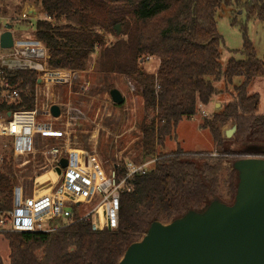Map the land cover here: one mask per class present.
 I'll return each instance as SVG.
<instances>
[{
    "label": "trees",
    "instance_id": "obj_1",
    "mask_svg": "<svg viewBox=\"0 0 264 264\" xmlns=\"http://www.w3.org/2000/svg\"><path fill=\"white\" fill-rule=\"evenodd\" d=\"M41 15L35 22V37L49 51L51 69L84 71L98 51L97 69L130 77L144 99L146 115L140 124L145 159H156L147 172L135 176L134 187L121 195L119 227L97 230L81 219L60 220L53 232H6L10 247L9 264H119L127 248L141 238L154 221L169 223L189 211H201L213 200L228 204L235 200L238 174L225 178L222 158L203 163L187 159L179 149L160 152L167 137L176 133L183 118L199 113L222 91L219 79L233 82V99L201 126L222 144L221 129L229 122L237 127L236 140L264 146V113L259 112L260 95L249 93L255 78H264V59L257 56L248 27L237 18L264 23V0H34ZM234 8L232 26L243 32L242 58L221 64L223 38L218 31V12ZM12 24V23H11ZM122 25L121 35L114 27ZM13 26V24H12ZM111 35L113 39L108 40ZM157 57L156 74L141 67V60ZM8 83L9 87L1 85ZM38 74L28 69H5L0 76V114L34 110ZM17 90L10 100L2 91ZM11 145V144H10ZM229 152V151H228ZM223 154H230V152ZM122 169V168H121ZM17 170L12 152L0 165V207H12ZM39 252V253H38ZM0 264H5L0 261Z\"/></svg>",
    "mask_w": 264,
    "mask_h": 264
},
{
    "label": "rangeland",
    "instance_id": "obj_2",
    "mask_svg": "<svg viewBox=\"0 0 264 264\" xmlns=\"http://www.w3.org/2000/svg\"><path fill=\"white\" fill-rule=\"evenodd\" d=\"M34 0H0V35L6 30V24H13L12 31L15 38H23L35 35V22L43 17ZM234 8H223L218 12L217 26L223 38L221 45V64L225 69L232 57L242 58L239 51L244 45V36L239 26H232L231 19L235 17ZM240 23L248 27V36L253 42L257 56L264 59V23L257 19L247 20L245 13L238 16ZM11 24V25H12ZM113 39L111 35L108 40ZM5 50L0 48V54ZM98 51L92 54L87 69L84 71H70L64 73L63 79L57 81L42 80L36 85V105L39 123L51 122L54 125L55 134L39 139L38 150L43 151L46 144L73 149H84L97 154L104 165L110 167L115 163H124L127 160L140 162L146 161L142 150V133L140 124L146 115L144 99L139 94L137 84L128 76L116 73H104L97 69ZM160 60L157 57L141 60V67L148 73L156 74ZM41 79L38 76V80ZM243 81L237 77L233 82L219 79L215 85L222 93L215 96L213 103L199 107L200 111L192 118H183L173 136L167 137L164 148L159 153H170L181 149L187 159L197 163H203L207 158L210 161L223 160L224 176L233 170L235 161L243 158H264V146L259 152L248 151L249 145L255 142L236 140V133L227 137L225 131L233 126L229 122L221 129L224 139L222 144H217L210 130L204 129L201 123L206 116H212L222 108V105L233 99L235 87ZM118 89L124 96V102L118 105L113 102L110 92ZM47 93V94H46ZM249 93L260 95L259 112L264 113V78H255L249 88ZM2 91V95H6ZM141 101V102H140ZM57 104L61 108V116L54 118L50 114L52 105ZM212 104L213 109H212ZM4 114H0V121ZM10 140L0 137V152L10 154L11 150L6 145ZM230 154H223L224 152ZM228 152V153H229ZM29 157L21 156L17 165L22 164ZM43 156L38 152L35 158L30 156L32 163L20 165L18 169L17 183H29L31 176L40 172L43 164ZM151 160V159H148ZM154 166V165H152ZM230 204L234 196H222ZM145 235V234H144ZM138 238L137 241L141 240ZM39 253V252H38ZM0 261L10 263V247L4 234H0Z\"/></svg>",
    "mask_w": 264,
    "mask_h": 264
},
{
    "label": "built area",
    "instance_id": "obj_3",
    "mask_svg": "<svg viewBox=\"0 0 264 264\" xmlns=\"http://www.w3.org/2000/svg\"><path fill=\"white\" fill-rule=\"evenodd\" d=\"M1 48V47H0ZM2 49V48H1ZM0 54V76L5 69L36 71L41 81L63 79L67 70L51 69L45 44L35 36L15 38L11 49ZM150 58V57H148ZM1 85L9 87L8 83ZM3 95L10 100L19 96L17 90ZM4 114L0 121V137L10 140L14 166L32 163L40 152L43 164L40 172L31 176L29 183H17L13 189L12 207H0V234L6 232H53L60 227V220H75L76 207L81 219L90 220L97 230L113 231L119 227L121 195L134 187L135 176L149 171L156 159L135 162L127 160L110 167L103 164L97 154L84 149H73L46 144L38 150L39 139L56 133L51 122L39 123L37 110H17ZM7 154L0 152V165ZM21 156L29 157L17 165ZM66 158L67 166L61 164ZM122 168V169H121ZM52 175L40 181L39 176Z\"/></svg>",
    "mask_w": 264,
    "mask_h": 264
},
{
    "label": "water",
    "instance_id": "obj_4",
    "mask_svg": "<svg viewBox=\"0 0 264 264\" xmlns=\"http://www.w3.org/2000/svg\"><path fill=\"white\" fill-rule=\"evenodd\" d=\"M5 27L0 47L11 49L13 26ZM114 29L121 35V24ZM110 95L114 103L123 104L120 90L114 88ZM50 114L60 117V106L52 105ZM236 130L233 126L225 134L231 137ZM260 148L255 144L247 150ZM67 163L66 158L61 160L64 167ZM233 169L239 181L232 204L213 200L205 209L189 211L169 223L154 221L143 238L127 248L119 264H264V158L239 159Z\"/></svg>",
    "mask_w": 264,
    "mask_h": 264
},
{
    "label": "bare ground",
    "instance_id": "obj_5",
    "mask_svg": "<svg viewBox=\"0 0 264 264\" xmlns=\"http://www.w3.org/2000/svg\"><path fill=\"white\" fill-rule=\"evenodd\" d=\"M47 94V93H46ZM141 102V101H140ZM52 174L50 172L46 173V174H43L41 176H39V180L42 181L46 178H48L49 176H51Z\"/></svg>",
    "mask_w": 264,
    "mask_h": 264
},
{
    "label": "crops",
    "instance_id": "obj_6",
    "mask_svg": "<svg viewBox=\"0 0 264 264\" xmlns=\"http://www.w3.org/2000/svg\"><path fill=\"white\" fill-rule=\"evenodd\" d=\"M211 103H213V101H212ZM213 105H214V104H212V109H213ZM200 106H201L202 108L204 107V110H205V111H209V109L206 108V106H203L202 104H200ZM200 106H199V107H200ZM214 107H215V105H214ZM229 129H230V128H229ZM227 130H228V129H227ZM227 130H226V131H227ZM226 131H225V132H226Z\"/></svg>",
    "mask_w": 264,
    "mask_h": 264
}]
</instances>
